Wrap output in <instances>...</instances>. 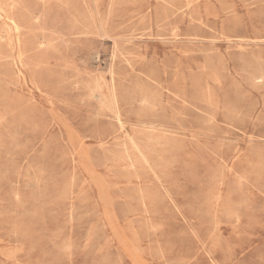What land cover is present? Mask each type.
I'll return each mask as SVG.
<instances>
[{
    "label": "rangeland",
    "instance_id": "1",
    "mask_svg": "<svg viewBox=\"0 0 264 264\" xmlns=\"http://www.w3.org/2000/svg\"><path fill=\"white\" fill-rule=\"evenodd\" d=\"M263 76L264 0H0V264H264Z\"/></svg>",
    "mask_w": 264,
    "mask_h": 264
},
{
    "label": "bare ground",
    "instance_id": "2",
    "mask_svg": "<svg viewBox=\"0 0 264 264\" xmlns=\"http://www.w3.org/2000/svg\"><path fill=\"white\" fill-rule=\"evenodd\" d=\"M6 20V19H5ZM10 22V21H9ZM155 26V25H154ZM16 31V30H15ZM17 48V47H16ZM20 54V53H19ZM17 57V56H16ZM98 59V58H97ZM125 60V59H124ZM110 61V60H109ZM18 73V72H17ZM264 77V76H263ZM257 80H259V82L262 80V74H258ZM2 82V81H1ZM258 82V81H257ZM4 83V82H3ZM100 100V99H99ZM98 101V100H97ZM117 117V116H116ZM117 119V118H115ZM118 121V120H117ZM143 125V124H142ZM157 125V124H156ZM154 127V126H153ZM76 146V145H75Z\"/></svg>",
    "mask_w": 264,
    "mask_h": 264
}]
</instances>
